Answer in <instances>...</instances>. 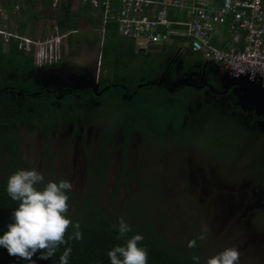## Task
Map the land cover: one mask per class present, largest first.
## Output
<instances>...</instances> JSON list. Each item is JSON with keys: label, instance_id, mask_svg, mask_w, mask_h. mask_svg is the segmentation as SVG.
<instances>
[{"label": "flooded vegetation", "instance_id": "1", "mask_svg": "<svg viewBox=\"0 0 264 264\" xmlns=\"http://www.w3.org/2000/svg\"><path fill=\"white\" fill-rule=\"evenodd\" d=\"M99 54L92 72L60 60L0 78V124L10 129L0 140V167H7L11 157L4 140L9 133L22 169L35 168L52 181H71L81 192L112 185L115 193L123 190L131 197V190L141 193L146 182L160 190L166 174L175 186L181 177L195 210L207 203L204 218L210 221L213 213L221 229L241 239L239 262L249 254L253 262L264 261V106L238 86L225 88L221 75L200 57L175 51L166 68L154 70L149 80L134 66L137 59L125 69L135 76L116 79V67ZM147 85L174 95L177 108L190 100L179 125H168L161 135L151 133L144 120L133 130L128 117L137 90ZM183 89L193 94L182 99ZM89 107L99 110L93 113ZM203 128L217 150L212 154L192 143Z\"/></svg>", "mask_w": 264, "mask_h": 264}, {"label": "trees", "instance_id": "2", "mask_svg": "<svg viewBox=\"0 0 264 264\" xmlns=\"http://www.w3.org/2000/svg\"><path fill=\"white\" fill-rule=\"evenodd\" d=\"M74 1L58 0L54 11L52 10L53 0H0V5L6 9L8 17H10V20L5 22L8 30L13 31L12 26H15L17 32L24 35L28 32L26 28L29 24L32 27H29V35L34 36L35 30H33V27L37 25L40 18H44V20L54 22L60 34L69 33L67 40L71 47V38L74 32L81 27L96 29L97 24L90 16L91 9L89 5L78 4L73 8V5H75ZM18 4H21L22 7L19 16L16 17L11 15V13ZM179 17L183 18V16L177 15L176 11H171L168 19L173 21ZM103 38L104 42L101 46L102 60L106 62V65L116 67V79L124 75L130 76L133 74L135 76V72L125 71L127 63L138 58V54L134 50V42L122 40L118 35L117 24L115 23H109L105 26ZM17 44V41L11 40L6 53H2L0 47V78L7 76L11 72L25 73L30 70H36L32 58L24 56L17 49ZM184 53L190 54V51L187 50ZM212 68L218 72L217 67L212 65ZM153 71L154 69L151 68L148 73L147 78L149 80L153 79L151 75ZM134 89L136 90L135 87ZM191 93L193 94L191 90H181L182 99L190 97ZM166 97L167 95L163 94L161 90L150 85L137 90L136 96L133 97L129 105L128 117L132 129H136L137 131L138 123L143 120L146 122L147 129L154 134H163L168 125L173 128L177 127L187 114L186 107L190 100H186V102L182 100V105L177 108L175 106L174 95ZM46 111H48V108L44 106L42 112L45 113ZM4 130L10 131L8 126L4 128L0 124V140L4 137ZM4 140L10 143L11 157L7 167H0V232L4 230L5 224L9 221L11 211L16 207V203L11 201L4 191L7 177L16 170L22 169L21 165L23 164L20 157L15 152L13 153L11 149V145H13L15 140L14 136L8 133ZM68 203L72 206L69 207V215L74 221H79L83 234L81 241L72 240L69 242L68 246L72 248L69 264H109L106 255L107 251L114 245L122 244L124 239L137 233L142 234L144 237L141 244L148 252L147 264H194L191 259L194 255L200 258L199 264H205V261L208 259L200 251L199 240H197L196 248H191L190 251L185 250L184 246L177 245V247L174 243L165 242L150 221L142 223V221L134 220V217H132V220L131 218H127V222H135V224L133 223L134 225L137 224L135 228H131L132 231L126 237L117 239V233L113 229V225L117 224L116 206L113 201L110 204L112 212L107 216L100 210L97 201L93 202V200L88 198L83 202H76L73 191L69 193ZM68 231L70 232L71 228ZM63 247L61 246L57 253L49 260H36V264H58V257L62 253ZM33 259L35 260L36 257L34 256ZM0 264H27V262L16 257H11L5 250L0 249Z\"/></svg>", "mask_w": 264, "mask_h": 264}, {"label": "built area", "instance_id": "3", "mask_svg": "<svg viewBox=\"0 0 264 264\" xmlns=\"http://www.w3.org/2000/svg\"><path fill=\"white\" fill-rule=\"evenodd\" d=\"M89 5L90 16L100 33L117 24L120 37L136 42L137 49L165 43L172 38L189 40L188 49L231 78L248 77L264 87V0H77ZM58 0H53L55 9ZM171 11L183 16L169 20ZM227 31L226 46L214 39ZM0 35H4L0 31ZM18 49L30 54L38 68L56 64L67 50L66 35L57 27L44 38H20ZM228 44V47H227ZM64 50V51H63ZM184 50V48H182ZM182 50L178 52L182 53Z\"/></svg>", "mask_w": 264, "mask_h": 264}, {"label": "rangeland", "instance_id": "4", "mask_svg": "<svg viewBox=\"0 0 264 264\" xmlns=\"http://www.w3.org/2000/svg\"><path fill=\"white\" fill-rule=\"evenodd\" d=\"M74 2L75 6H77V0ZM75 6L73 5V8H75ZM15 16L18 17L19 14L17 13ZM42 24L45 25L42 26ZM42 27L45 28L44 32ZM51 31V23H49V21H45L44 18H40V21L36 25L34 37H39L40 35L48 36L51 34ZM64 35L67 37L69 36V33H65ZM72 36L74 38V43L70 47L67 44L68 42H66L67 50H63L64 52L61 63L63 62L64 64L69 62L71 65L82 66V69H88V71H91L93 65H95V61L100 56V47L104 42V38L101 37L98 29H92L91 27H81ZM184 42L189 44V40ZM174 44H179L181 47L187 46L185 43H183V41L180 40H172L170 41V44L166 46H146V49L148 48V50L145 53L138 54L139 56L134 64V66L138 68L140 75H148L151 68H153L155 72H162L166 68L169 59L172 57L174 52L172 45ZM141 54H144L145 56H140ZM145 60L151 61V65H149V61L147 65ZM56 66H58V64ZM56 66L54 68H56ZM61 68L62 66L59 68V70L57 69L56 72L61 71ZM88 71L87 73L90 72ZM98 110L99 107L88 108V111L93 113L98 112ZM204 130L205 128L201 129V134L193 136L192 143L195 144L200 150L204 152L209 151L212 154L217 150H214L213 146L208 142L207 137L205 136L206 131ZM225 139L226 138H224V140ZM221 146L222 143L219 145V147ZM85 177L86 176L83 175V179H85ZM166 177H168V179L166 182L162 180L163 186L160 188V190H158L157 185H155L154 189H150L151 183L146 182L144 188L141 190V193L140 188L139 190H131V197H128L127 191L118 190L115 193L112 185L106 186L104 189L100 190H91L86 188L83 192L74 189L72 191L76 197V202H83L88 198L93 200V202L97 201L100 210L105 216L111 214L112 209L110 208V204L113 201L116 206L117 223L118 218L123 217L131 228H135L137 224L134 225L135 222H133L134 224L132 222H127V218H131L132 220V217H134V220L142 221V223L145 221H150L165 242L174 243L176 246H184L183 248L188 251H190V248L186 246L187 241L193 239L194 236L198 237L199 235L203 234L204 239L199 241L200 251L205 258H209L210 256L221 252L225 248H228V246L236 247L239 251L238 244L241 243V239L236 238L235 231L233 232L232 230L227 233L228 230L226 228L224 230L221 229L219 224L220 222L218 220H212L211 217L213 216V213H210V221L207 218L205 219L204 216L206 215L203 214L208 209L207 203H202L200 206H197V210H195V206H193L194 204H192L193 201L191 199L193 196L188 194L187 189H184L181 177L180 179L178 178L180 183H178L177 186L174 185V181L169 178L168 174L164 176V179ZM160 178L163 179V175H159V179L157 176L159 184ZM200 209L202 212L200 213V217H198L196 220L195 216ZM227 236H230V238ZM243 242L246 243L245 236H243ZM252 250L253 247L250 248L248 253ZM261 255L262 256H260V259L264 256L263 254ZM250 258L251 254H249V258H247L245 261H242V264H259L258 260L253 262V260ZM239 264H241V262H239ZM260 264H264V261H261Z\"/></svg>", "mask_w": 264, "mask_h": 264}, {"label": "clouds", "instance_id": "5", "mask_svg": "<svg viewBox=\"0 0 264 264\" xmlns=\"http://www.w3.org/2000/svg\"><path fill=\"white\" fill-rule=\"evenodd\" d=\"M73 188L71 181L46 179L35 168L18 169L10 174L4 191L16 203V207L11 211L4 230L0 232V249L27 264H36V260H49L64 246L58 257V264H69L72 253L69 242L83 239L81 224L69 215V193ZM113 229L117 233V239L126 237L132 231L123 217L118 218ZM143 239V235L137 233L124 239L122 244L114 245L106 253L109 264H147L148 252L141 244ZM203 239L201 234L188 240L186 246L196 248L197 240ZM191 259L194 264H199L198 256L194 255ZM239 259L238 249L228 247L210 256L205 264H239Z\"/></svg>", "mask_w": 264, "mask_h": 264}, {"label": "crops", "instance_id": "6", "mask_svg": "<svg viewBox=\"0 0 264 264\" xmlns=\"http://www.w3.org/2000/svg\"><path fill=\"white\" fill-rule=\"evenodd\" d=\"M34 1H37V0H34ZM75 6V5H74ZM21 4H18L15 8H14V11L11 13V15H17V13L19 14L20 13V11H21ZM19 10V11H18ZM52 10L54 11L55 9H53L52 8ZM8 12L6 11V9H4V8H2L1 7V5H0V31H2L3 33H4V35H0V47H1V52L3 53H6L7 51H8V48H9V46H10V43H11V40H14V39H12V38H9L7 41L5 40V38H6V36L7 35H12V34H14V35H17L18 37H20V38H31V39H38V38H44L45 36H43V35H40L39 37H34V36H30L29 35V32H30V28L29 27H31L29 24H28V26H27V28H26V31L28 30V32H26L24 35H21V34H19L18 32H17V28L16 27H14V26H12V28H13V31L12 30H8V28H7V26H6V23L5 22H7L8 20H10L9 19V17H8V14H7ZM179 13H177V15H178ZM180 15V14H179ZM180 18V17H179ZM45 21H48V20H45ZM49 23H51V29L53 28V26L55 25V23L53 22L52 23V21H50L49 20ZM45 24H42V26H44ZM11 28V29H12ZM16 28V29H15ZM32 28V27H31ZM34 29L33 30H35L36 29V26L35 27H33ZM42 29H43V32H44V27H42ZM41 29V30H42ZM32 30V29H31ZM35 32V31H34ZM43 32H41V33H43ZM52 32V31H51ZM74 34V33H73ZM100 35H101V37H103L104 36V33L102 34V33H100ZM227 31H226V29H224L223 31H222V34H221V36L220 37H218V38H216V39H214V42H213V45L215 46V47H217V48H221L223 45H225L226 46V41H227ZM34 37V38H33ZM122 40L124 39V40H131V39H126V38H123V37H120ZM73 36H72V38H71V41H72V45H73V43H74V41H73ZM172 40H180V41H183V43H185L187 46L186 47H181L179 44H174V45H172V49L174 50V52L175 51H178V50H182V48H184V50H182V53H183V55H185L184 54V52L185 51H187V50H189L188 49V45L189 44H187L186 42H184V40L183 39H178V38H172V39H170V40H168L167 42H165V43H161V44H158V45H163V46H166V45H169L170 44V41H172ZM15 41H17V40H15ZM131 41H133V40H131ZM18 42V41H17ZM67 42H68V40H67ZM134 42V50H135V53L136 54H140V53H143L142 51H144L145 49H137V46H136V42L135 41H133ZM68 44V43H67ZM18 45V44H17ZM71 45V46H72ZM68 46H69V44H68ZM102 46V45H101ZM150 46V45H149ZM227 47H228V44H227ZM17 49H18V47H17ZM19 50V49H18ZM20 52H22L23 53V55L24 56H29V57H31L32 58V56L30 55V54H27V53H25V52H23V51H21V50H19ZM100 51H101V47H100ZM190 51V50H189ZM189 55H193V56H195V57H200L201 59H202V57H201V55L200 54H193L192 52H190V54ZM33 65L35 66V68H36V70H41V69H43V68H38L35 64H34V62H33ZM45 68H47V67H45Z\"/></svg>", "mask_w": 264, "mask_h": 264}, {"label": "water", "instance_id": "7", "mask_svg": "<svg viewBox=\"0 0 264 264\" xmlns=\"http://www.w3.org/2000/svg\"><path fill=\"white\" fill-rule=\"evenodd\" d=\"M220 82L227 89L235 86L240 87L245 94H251L259 106H264V87L262 83H251L248 81V77L231 78L227 75H222Z\"/></svg>", "mask_w": 264, "mask_h": 264}]
</instances>
